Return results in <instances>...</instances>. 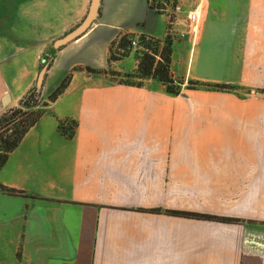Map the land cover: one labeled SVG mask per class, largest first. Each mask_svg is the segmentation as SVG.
<instances>
[{
  "label": "crops",
  "instance_id": "crops-1",
  "mask_svg": "<svg viewBox=\"0 0 264 264\" xmlns=\"http://www.w3.org/2000/svg\"><path fill=\"white\" fill-rule=\"evenodd\" d=\"M149 1L100 0L54 49L91 0H0V113L43 67V95L70 75L0 167V264H264V0H184L199 20L170 39L178 95L115 80L138 65L130 46L110 59L122 36L165 41Z\"/></svg>",
  "mask_w": 264,
  "mask_h": 264
},
{
  "label": "trees",
  "instance_id": "trees-1",
  "mask_svg": "<svg viewBox=\"0 0 264 264\" xmlns=\"http://www.w3.org/2000/svg\"><path fill=\"white\" fill-rule=\"evenodd\" d=\"M140 40L143 41L144 36H140ZM132 36L124 35L118 42L117 48L122 49L118 51L117 48L112 52L110 59H118L121 56L125 55L129 50L130 41ZM146 45L151 49V51H145L138 55V65L134 74H125V77H134L138 81H125L120 80L119 82L126 85H132L136 87H141L144 85V81L147 79H154L160 82L165 87V92L169 95H178L183 88V80L173 76L170 70V61H171V40L165 39L164 46L160 52H158L159 42L156 39L150 38ZM90 72H96L90 68H87ZM70 79V75H66L57 87L50 93L48 96L47 102L42 104V107L38 109H33L37 107V104L32 102V94L26 95L20 101V107L10 109L9 112H5L0 115V167L5 163L8 154L19 144L25 133L37 123L39 118L45 112L47 105L54 101L65 89ZM185 88L188 89H208V90H222V91H231L233 87L225 84H211L203 83L198 80H189L185 85ZM34 89V88H33ZM24 108V109H23ZM18 114L24 115L25 118L16 125ZM1 128H4L1 130ZM58 128L61 132L66 133V128L61 122L58 125ZM7 132H10L9 134ZM6 192L13 194L16 190L2 187ZM181 216L206 219V220H219L226 222H236L237 219L219 217L214 215L193 213V212H174Z\"/></svg>",
  "mask_w": 264,
  "mask_h": 264
},
{
  "label": "built area",
  "instance_id": "built-area-1",
  "mask_svg": "<svg viewBox=\"0 0 264 264\" xmlns=\"http://www.w3.org/2000/svg\"><path fill=\"white\" fill-rule=\"evenodd\" d=\"M149 2L152 10L166 14L165 39H183L188 33L195 31L199 14L195 9H185L184 0H150ZM149 40V37H145L143 41L139 38L131 39L130 47L139 54L149 52L151 49L146 45Z\"/></svg>",
  "mask_w": 264,
  "mask_h": 264
},
{
  "label": "water",
  "instance_id": "water-1",
  "mask_svg": "<svg viewBox=\"0 0 264 264\" xmlns=\"http://www.w3.org/2000/svg\"><path fill=\"white\" fill-rule=\"evenodd\" d=\"M99 4H100V0H91L90 7L83 21L76 28H74L69 33H67L65 36L57 39L53 43L54 48H59L60 46L65 45L70 41H73L74 39L78 38L81 34H83L96 18L98 14ZM45 71H46V67H43V69L38 74L36 80L37 88L41 87L42 85L43 79L45 77Z\"/></svg>",
  "mask_w": 264,
  "mask_h": 264
},
{
  "label": "rangeland",
  "instance_id": "rangeland-1",
  "mask_svg": "<svg viewBox=\"0 0 264 264\" xmlns=\"http://www.w3.org/2000/svg\"><path fill=\"white\" fill-rule=\"evenodd\" d=\"M165 42V41H164ZM147 43V42H146ZM163 46H164V43L161 45V46H159V48H158V52H160L161 50H162V48H163ZM55 49V48H54ZM138 55H140L139 53H138ZM48 61L46 60V59H44V61H43V65H45L46 63H47ZM86 70H87V68H86ZM92 70H94V69H92ZM88 71V70H87ZM96 71V70H95ZM88 72H90V71H88ZM96 72H98V71H96ZM134 74V72H126V73H123V74H117L116 75V77H115V80H117V81H120V80H125V81H132V82H134V81H138V79L137 78H134V77H125L124 75L125 74ZM45 75H46V71H45ZM43 82H44V79H43ZM43 82H42V84H43ZM145 83V82H144ZM52 93V92H51ZM29 94H32V98L31 99H29L31 102L30 103H32V102H34V103H36L37 104V107H35V108H33V109H38L39 107H42V104L43 103H45V102H47V99H48V96L50 95H43V93H42V85H41V87H39V88H37V86L35 85L34 86V89H32L30 92H28V94L27 95H29ZM18 107H20V104L18 103L17 105H15V106H12V107H9V108H6L4 111H2L1 113H0V115H2L3 113H5V112H9L10 111V109H14V108H18ZM24 109V108H23ZM45 110L47 109V108H44ZM18 118H17V123H16V125L17 124H19L20 123V121L22 120V119H24L25 118V116L24 115H20V114H18V116H17ZM4 128H1V130H3ZM8 134L10 133V132H7ZM262 223H264V221H262Z\"/></svg>",
  "mask_w": 264,
  "mask_h": 264
}]
</instances>
